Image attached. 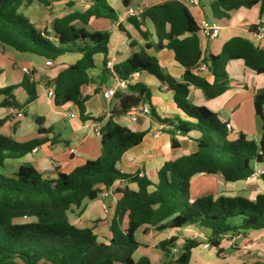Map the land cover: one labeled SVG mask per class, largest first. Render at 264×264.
<instances>
[{
  "label": "trees",
  "instance_id": "1",
  "mask_svg": "<svg viewBox=\"0 0 264 264\" xmlns=\"http://www.w3.org/2000/svg\"><path fill=\"white\" fill-rule=\"evenodd\" d=\"M56 1L60 0H4L0 6V43L17 52L52 61L66 53H80L81 59L59 73L52 84L55 104L73 102L82 114L80 87L90 82L93 55H106L109 36L104 32L77 28L75 23L86 25L93 19L115 21L117 15L107 0H91L83 12L55 19L49 41L17 11L20 6L33 2L47 6ZM121 3L127 7L131 0H121ZM256 4L251 0H214L211 14L215 20L227 24L230 11ZM259 4L262 14L264 0ZM142 16L150 19L155 27L158 39L155 48L171 51L175 61L184 68L183 81L177 82L164 75L157 60L144 51L114 66L112 74L126 79L134 72H146L173 91L177 108L194 121L157 120L171 127L162 131L170 135L173 149L179 147L176 135L197 133L193 139L196 151L165 162L157 172L153 192L147 193L146 180L121 173L115 167L121 155L138 145L144 134L109 121L100 132V156L69 174H59L55 180H50L29 165L21 166L12 177L0 174V264H149L146 257L137 262L132 259L138 246L134 233L140 227L164 230L196 225L210 231V242L215 247L229 232L264 228V196L249 201L223 196L193 199L187 195L189 181L195 175H219L225 182L244 181L254 174L252 162H264V87L253 98V110L261 121L257 144L242 134L236 140L228 141L226 125L221 124L213 112L205 107L190 106L187 101L189 84L201 88L209 98L221 95L228 88L225 65L230 60L242 61L257 75L264 73V47H254L242 38L230 39L218 55L206 59L214 79L209 85L192 73L202 59L197 26L186 6L176 0H166L144 10ZM163 41L166 42L164 45ZM16 87L0 90L6 97L3 106H16L10 98V92ZM19 87L27 91L29 99L33 98V84L28 79ZM127 91L130 94H115L117 111L114 114H126L149 100V90L142 84H131ZM37 144V141L17 144L0 136V167L5 158H20ZM260 179L264 184V173L260 174ZM117 181L136 182L139 188L137 192L115 190L120 198L112 220L111 239L108 244L99 243L90 229H77L71 225L68 214L73 209H79L80 213L84 201L94 200ZM125 215L127 228L121 230V218ZM25 218L33 221L15 223V220ZM232 219L237 222L233 223ZM174 242L175 239L170 238L158 247L168 254ZM197 245V241H185L176 264H189L191 250Z\"/></svg>",
  "mask_w": 264,
  "mask_h": 264
},
{
  "label": "crops",
  "instance_id": "2",
  "mask_svg": "<svg viewBox=\"0 0 264 264\" xmlns=\"http://www.w3.org/2000/svg\"><path fill=\"white\" fill-rule=\"evenodd\" d=\"M166 0H131L129 6L121 0H107L117 15L115 21L93 19L86 25L79 22L75 27L88 32H104L109 36L107 53L93 55L94 68L89 71L90 82L80 87L83 98V113L77 105L67 102L56 105L52 82L67 67L76 64L82 57L80 53H66L46 66V59L31 53H20L0 43V90L17 86L10 92L11 101L16 106H3L6 97L0 94V136L17 144L37 141L38 144L20 158H5L0 167V174L12 177L23 165H29L42 177L55 180L59 174H69L88 161L96 160L101 153L100 132L109 121L134 133L144 134L141 142L125 151L115 167L121 173L137 176L142 173L148 182L147 193H152L157 183V172L168 160L174 161L196 151L193 141L198 135H176L179 147L171 148L169 134L159 130L165 126L163 120H194L188 118L174 103V92L167 89L155 76L139 72L133 84H142L148 88V102L132 108L123 115H116L117 98L110 100L102 97V92L113 86L112 68L123 63L133 54L145 52L157 60L161 72L177 82H182L184 68L174 58V54L163 48L156 49L158 39L155 27L142 12ZM250 8L241 7L229 12L227 24L215 20L211 14L214 0H199L198 5L186 6L197 24L208 19L219 26L218 36L212 40L204 39L198 32L202 62L209 64V56L218 55L223 46L232 38H242L254 47H264V12L260 14L261 0ZM91 0H60L45 6L38 2L22 5L18 13L38 32L53 36L52 23L75 12H83ZM127 8L136 12L134 16L126 14ZM166 42H162L164 45ZM149 45V48H146ZM103 62L106 65H103ZM110 65V68L108 67ZM24 69L29 74L24 73ZM228 88L219 96L209 98L204 91L194 85H188L187 101L193 107H205L213 112L217 120L228 125V141L236 140L242 134L256 144L261 136V121L253 110L254 95L264 87V73L255 74L244 66L242 61L230 60L225 65ZM192 73L211 85L214 81L209 68ZM33 84V98L24 88L19 87L23 80ZM118 94H130L126 90H117ZM147 106L150 114H139L135 121L130 115L138 107ZM17 112L22 117H16ZM167 127L170 129L167 125ZM74 150V152H71ZM254 174L244 181L225 182L219 175H195L187 188L190 198L212 196L241 197L253 201L256 196H264V184L260 174L264 173V162H252ZM139 178V177H138ZM138 184L132 181H117L108 190L109 197H97L84 201V208L79 214L69 213L68 220L77 229H90L97 242L108 244L111 239V225L115 217L116 203L120 195L115 190L127 189L137 192ZM102 204L107 206L104 212ZM15 223L31 222L30 218L16 220ZM19 221V222H18ZM121 230L127 228L126 215L121 218ZM174 238V247L165 254L158 246L161 242ZM138 244L132 259L137 262L146 257L149 264H176L177 256L173 249L180 250L185 241L194 240L198 245L191 250L189 264H264V228L229 232L223 235L215 247L210 242V231L196 225H184L181 228L156 230L153 227H140L134 233Z\"/></svg>",
  "mask_w": 264,
  "mask_h": 264
},
{
  "label": "built area",
  "instance_id": "3",
  "mask_svg": "<svg viewBox=\"0 0 264 264\" xmlns=\"http://www.w3.org/2000/svg\"><path fill=\"white\" fill-rule=\"evenodd\" d=\"M176 1L180 2L184 6H195V5H198V3H199V0H176ZM126 14L128 16H134V15H136V12L130 8H127ZM196 26H197V32L206 40H212L218 36L219 26L215 22H211L208 19H202L199 22H197ZM40 35L49 41L52 40L51 36H47L43 32H40ZM45 65L51 66L52 60H46ZM108 67L110 68V65H108ZM197 68L199 70H206L209 68V64L202 63V64H199L197 66ZM23 71L25 74H29L28 70L24 69ZM111 73H112V71H111ZM113 76H114L113 86L111 88L105 90L104 92H102V97L107 101L115 96L117 90H126L129 85L133 84L134 79L138 78L139 73L134 72V73L130 74L126 79L120 78L114 74H113ZM47 95H48V97H52V96H54V93L52 91H49L47 93ZM139 114L149 115L150 114L149 107H147L145 105L138 107V109H136L133 113H131V115H130L131 121H135L136 117ZM16 117L21 118L22 113L17 112ZM164 129H168V127L165 125V126H160V128H159V130H164ZM226 129H227V131H229L230 127L227 125ZM71 152H74V150H71ZM138 177L143 178L144 176L142 173H140V174H138ZM98 196L101 198H108L109 193H108V191L103 190ZM102 209L104 210V212H106L107 206L105 204H102ZM173 252H177L176 249H173Z\"/></svg>",
  "mask_w": 264,
  "mask_h": 264
},
{
  "label": "rangeland",
  "instance_id": "4",
  "mask_svg": "<svg viewBox=\"0 0 264 264\" xmlns=\"http://www.w3.org/2000/svg\"><path fill=\"white\" fill-rule=\"evenodd\" d=\"M23 17H24V16H23ZM73 208H74V207H73ZM78 212H79V209H73L70 213L79 214ZM231 221H232L233 223H236V222H237V220H235V219H234V220L232 219ZM15 222H17V221L15 220ZM18 222H19V221H18ZM176 251H177V252H173V254H175L176 256H178L180 250H177V249H176Z\"/></svg>",
  "mask_w": 264,
  "mask_h": 264
},
{
  "label": "water",
  "instance_id": "5",
  "mask_svg": "<svg viewBox=\"0 0 264 264\" xmlns=\"http://www.w3.org/2000/svg\"><path fill=\"white\" fill-rule=\"evenodd\" d=\"M3 1H4V0H0V6H1V4L3 3Z\"/></svg>",
  "mask_w": 264,
  "mask_h": 264
}]
</instances>
